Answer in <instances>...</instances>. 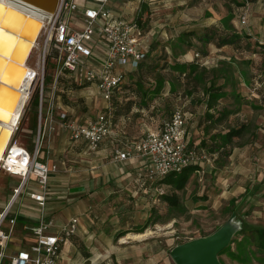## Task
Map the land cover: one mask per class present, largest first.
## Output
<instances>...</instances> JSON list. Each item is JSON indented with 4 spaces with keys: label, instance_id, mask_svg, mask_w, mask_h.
<instances>
[{
    "label": "crops",
    "instance_id": "1",
    "mask_svg": "<svg viewBox=\"0 0 264 264\" xmlns=\"http://www.w3.org/2000/svg\"><path fill=\"white\" fill-rule=\"evenodd\" d=\"M114 1L117 8L110 4L108 7L120 19L132 20L135 16H142L143 21H137L142 27L144 25L141 49L146 51V58L142 64H167L163 70L159 69L162 79L155 78L149 89L142 76L143 66L128 69L127 80L124 78L126 81L115 90L109 102L100 99L93 85L82 86L81 89L88 92L83 95L86 99L95 102L99 99V107L112 112L113 133L90 154L82 150V145L54 144L51 151L48 147L47 153H52L46 156V161L55 165L56 170L48 176L44 210L24 191L11 205L8 217L16 218L14 231L23 232L28 245L32 238L24 226L36 222L42 211L46 219L55 221V227L77 217V232L61 246L57 264H175L163 252L160 241L155 237H144L145 233L141 231L156 209L163 183L137 177V172L145 166L143 157L118 161L114 159L115 150L132 141L136 134H146L148 130L160 127L162 122L156 124V118L149 117V123L144 120L147 116L141 102L156 94L162 100V90L167 91L170 86L165 73H173L174 64L198 67L203 60H218L215 57L229 60L225 63L226 68L233 65L234 77H205L202 79L203 89L193 91L189 96L188 101L195 104L191 110H185L187 141L206 150L209 160L199 165L197 172L202 175L193 174L187 184L202 181L201 186L192 191L201 197L197 198L202 201L199 204L208 207L213 203L210 208L221 204L229 206V220L239 222L240 229L246 224L259 223V216L264 215V80L255 73L258 67L257 61L253 60L264 56V20L259 25L254 19L252 22L248 20L246 27L235 31L241 38L238 42L216 47L197 40L195 34L200 33H185L191 30L201 32L203 27L211 25L232 32L220 20L225 15L211 8H206L212 11L209 18L201 15L198 19L189 17L194 16L195 5L202 3L201 0ZM259 1L254 0V4ZM174 6L178 8L161 15L164 9ZM183 20L192 21L181 26ZM231 22L237 28L236 21ZM195 53L199 54L198 57L194 56ZM243 54L248 55L246 61L240 56ZM233 56L240 59L238 62L243 68L239 69L238 62H232ZM128 82H132L131 85L127 86ZM157 104L156 111H159L161 107ZM62 108L70 119H74L70 117L73 106L65 102ZM134 111L141 112L142 118L132 129L129 114ZM239 127H242L240 134L225 139V133ZM239 138L242 141H237ZM13 187L11 182L8 192V188L0 185V212L7 206ZM36 188L32 180L26 191ZM199 189L202 193L198 192ZM237 208L241 209L240 214ZM3 228L8 230L7 221ZM121 232L124 234L119 235ZM18 248L12 233L6 256L0 264L10 262L12 253Z\"/></svg>",
    "mask_w": 264,
    "mask_h": 264
},
{
    "label": "built area",
    "instance_id": "2",
    "mask_svg": "<svg viewBox=\"0 0 264 264\" xmlns=\"http://www.w3.org/2000/svg\"><path fill=\"white\" fill-rule=\"evenodd\" d=\"M109 2L58 0L55 11L45 14L39 32L44 35L42 71L46 57L49 58L50 51L54 50L55 56L50 58L56 62V78L62 75L79 86L93 85L105 102H109L120 87L127 70L136 69L146 58V51L141 49L142 26L135 19L123 20L115 16L108 7ZM247 8L248 2H245V7L236 9L235 15L242 27L248 24ZM198 55L195 53L194 56ZM38 96L42 103L43 79ZM55 108L57 106L52 99L45 109L46 121L41 132L43 110L40 104L39 129L33 151L20 146V150L14 152L9 143L0 160V170L19 178V183L11 189L7 206L0 212V260L6 256L16 224L15 217H8L11 205L25 191L44 210L48 176L56 166L40 161L38 157L45 133L55 130V115L59 128L66 131L71 140L85 142L90 152L96 151L100 143L113 133V115L109 109L100 110L93 119L79 123L70 119L64 110L56 113ZM135 156L145 160V166L137 172V177L150 181L209 160L206 150L188 143L186 117L179 106L171 110L159 128L116 149L114 159L124 161ZM32 180L37 188L28 192L26 188ZM6 221L8 230L3 228ZM77 226V217H71L64 225L55 227V221L46 219L42 211L36 222L24 226L32 241L26 248L16 249L10 257V264H57L61 246L77 232Z\"/></svg>",
    "mask_w": 264,
    "mask_h": 264
},
{
    "label": "rangeland",
    "instance_id": "3",
    "mask_svg": "<svg viewBox=\"0 0 264 264\" xmlns=\"http://www.w3.org/2000/svg\"><path fill=\"white\" fill-rule=\"evenodd\" d=\"M202 3H198L195 5L194 16H189L192 18L198 19L199 16L209 18L211 17V9L220 15H225L221 20L222 24L227 27L230 31L242 30V26L239 25L236 17V9L245 7V2H249L248 9V20L254 19L258 25L262 23L264 20V0H260L259 3L254 4V0H201ZM200 1V2H201ZM116 1L110 0L109 4L113 8H117ZM122 2V1H120ZM253 2V4L251 3ZM109 5V6H110ZM118 5V2H117ZM211 8L207 10L206 8ZM165 8V7H163ZM178 8V6H174L172 9H164L161 12V15L165 13H170V11H174ZM225 13V14H222ZM160 14V12H159ZM159 14H156L159 15ZM142 16L138 15L134 18L137 21H143ZM146 19H150L149 17ZM231 20H235L237 23V28L232 24ZM192 20H183L181 22V26L190 24ZM141 25V23H139ZM144 27V25H143ZM142 27V28H143ZM43 32L38 34V37L30 50V54L26 60V65L36 71L35 78L30 86L28 93L30 94V99L27 104L23 107L22 113L20 115V119L18 124L13 130L11 135L10 143L17 144L18 146H22L29 151H33L35 140L38 134L39 129V107L41 104L42 107V118H41V132L43 129L44 122L46 121L44 112L46 107L50 104L51 100L55 103L56 113L62 110L63 103L67 102L70 106H73V111L70 112V117L74 118L79 123H84L87 120H91L94 116L100 111L104 110L99 107L101 101L98 102L86 99L84 97V93L87 94L86 90L81 89V85L66 83V80L56 78V62L52 58L46 57L45 59V67L42 71L41 67V53H42V42H43ZM0 49L5 50L3 45H0ZM241 57H245L242 59L246 61L247 54L240 55ZM232 62L240 61L239 58L232 57ZM218 60H210L209 62L202 61L200 62V66L196 67L194 70V74H181L178 72H167L165 73L166 79L169 81L170 86H168L167 91L162 90V100L158 99L157 94L155 96H150L146 100L141 102V107H144L145 117L144 120L146 122H151L150 118H156V124L163 122L170 116L171 110L175 106H179L185 110H191L193 107V101H188L189 96L193 91H201L203 89L202 79L205 77L216 79L223 76L234 77L235 69L230 64L229 68H226V59L223 60V57H215ZM257 61V73L259 78L264 80V56L258 57ZM229 64V63H228ZM239 69L243 68L240 62L237 63ZM38 71V72H37ZM39 75V76H38ZM144 83H146L145 87H149V89L154 85L156 76H153L151 73L144 72L142 74ZM128 75H126L125 79L127 80ZM37 79V80H36ZM43 79V101L40 103L38 90L41 87V82ZM125 80V81H126ZM154 80V81H153ZM37 81V82H36ZM68 81V78H67ZM35 82V85H34ZM132 82H128V85H131ZM34 85V87H33ZM148 89V90H149ZM3 91V92H1ZM4 93V94H3ZM5 93H8L7 95ZM126 93H131L126 92ZM152 93V92H151ZM3 94V95H2ZM133 95V94H131ZM3 96V97H2ZM7 96V97H6ZM0 102H2L5 97H10V93L3 90L0 87ZM53 97V98H52ZM153 97V98H152ZM101 99V98H100ZM2 100V101H1ZM161 108L159 111H156L158 108V104ZM134 107V105H132ZM138 106V104H137ZM153 106V107H151ZM129 112V111H128ZM142 113L139 111H134L129 114L131 120V128L135 129L136 121L139 120ZM150 117V118H149ZM114 118V117H113ZM54 127L51 133H45L43 137V142L41 146V154L38 157L40 161H46L47 148L52 149V145L63 144L68 145L69 147H76L77 145H82L81 148L83 151L91 153L85 142L78 140L73 141L69 138L68 133L61 128L58 127V117L55 115L54 117ZM158 121V122H157ZM151 131V130H148ZM147 131V132H148ZM146 132V133H147ZM145 135L144 133L136 134L132 139H138L141 136ZM237 141H242L239 138ZM82 142V143H81ZM51 153L49 156H51ZM200 173V172H199ZM197 171L193 172L197 177H200L202 173L199 174ZM189 176V177H190ZM16 186L19 183L18 177H11L4 171L0 170V185H3L5 189L8 188V192H10V184ZM2 183V184H1ZM31 183V182H30ZM29 183V184H30ZM202 181L194 180V182L188 185L185 184L182 189H175L171 185H167L163 183L161 189H159V193H163L164 195L174 194L178 198L177 206H170L165 201L160 200L156 201V209L152 211L151 216L147 219L144 224L143 231L145 233L144 237H155L157 241H160L163 252L166 253L169 257V251L172 249L174 245L177 243H182L184 241L200 237L199 235L207 234L211 232L216 226L222 225L231 217L229 206H225L224 204L216 205L215 208H210L211 203L208 207L203 206L199 203L202 201L198 200L201 197H198L192 191L197 190L196 188L200 187ZM195 187V188H194ZM1 192V191H0ZM199 193H202V190H198ZM160 197V196H159ZM198 198V199H197ZM204 203V201H203ZM207 204V203H205ZM214 205V204H213ZM237 213H241V209L237 208ZM238 217V215L236 216ZM161 219L159 223H153V220ZM234 220V219H232ZM259 223L255 224H246L245 229L241 230L239 233H236L230 244L223 250V252L219 255V260L222 264H264V247L260 245L261 241L255 234L256 232L252 230L251 227H262L264 226V215L259 216ZM251 228V229H250ZM255 229V228H254ZM148 232V233H147ZM243 233V234H241ZM14 240L18 242L19 247L26 248L28 246L27 236L22 232H15L13 230ZM10 245V244H9ZM11 250V249H10ZM12 252V251H11ZM13 254V253H12ZM6 259H9L6 257ZM5 264H10V262L5 261Z\"/></svg>",
    "mask_w": 264,
    "mask_h": 264
},
{
    "label": "bare ground",
    "instance_id": "4",
    "mask_svg": "<svg viewBox=\"0 0 264 264\" xmlns=\"http://www.w3.org/2000/svg\"><path fill=\"white\" fill-rule=\"evenodd\" d=\"M20 17L24 21L20 22L18 19ZM43 17L45 18V14L20 0H0V24H3V26L0 25V45L6 47L5 50L0 49V87L10 93L8 98H6L8 93H5L7 96L0 102V129L7 131L3 143L0 140V160L10 143V134L12 135L10 131H13L18 124L22 109L30 99L31 92L28 93V90L37 73L26 65V60L43 27ZM2 19H4L3 22H1ZM20 26L24 27L22 35L18 32ZM31 31L33 34L29 39L30 43L25 48L24 36L26 37V34ZM24 48L25 51H23ZM12 50L16 55H20L19 61L11 58ZM12 82H15V85H12ZM12 147L14 152L20 150L17 144H12Z\"/></svg>",
    "mask_w": 264,
    "mask_h": 264
},
{
    "label": "water",
    "instance_id": "5",
    "mask_svg": "<svg viewBox=\"0 0 264 264\" xmlns=\"http://www.w3.org/2000/svg\"><path fill=\"white\" fill-rule=\"evenodd\" d=\"M20 1L39 10L43 15L52 14L55 11L58 2V0H20ZM18 19L20 22L24 21L23 18L21 17ZM3 20L4 19H2L1 22H3ZM0 25L3 26V24ZM34 27H36V25ZM23 28H24L23 26H20L19 28L18 32L20 33V35H22ZM32 34L33 31L28 32L26 34V37L24 36L23 42L26 43L25 48L27 47V44L30 43L29 39L31 38ZM25 48L23 51H25ZM10 56L16 61H19L20 55H16L14 50L10 52ZM1 78L3 79V76ZM12 85H15V82H12ZM0 133H1L0 138H2L0 140L3 143L5 136L7 135V131L0 129ZM10 133H13V131H10ZM10 138H11V134H10ZM239 230H240V223L230 219L225 223H223L222 225H220L216 230H214L212 233L208 235L193 238L184 241L182 243H177L169 251V255L175 264H222L221 261L219 260V253L230 244L233 236Z\"/></svg>",
    "mask_w": 264,
    "mask_h": 264
},
{
    "label": "trees",
    "instance_id": "6",
    "mask_svg": "<svg viewBox=\"0 0 264 264\" xmlns=\"http://www.w3.org/2000/svg\"><path fill=\"white\" fill-rule=\"evenodd\" d=\"M185 33H189V34L200 33V34H195V37L197 38V40H199L205 44L212 43L216 47H221V46L226 45V44L236 43L241 39L240 36L237 34V32H235V31L228 32V31H226V30H224L218 26H215V25L203 27L201 29V32L191 30V31H187ZM50 53H51L50 57L55 56L54 50H51ZM203 54H206V53L203 52ZM163 59H165V57H163ZM143 61L140 62L139 66L136 69H138L140 66H143L144 72L151 73V74H153V76L157 75L156 79L161 80L162 75H161V71L159 69L163 70L164 68H166L167 64L164 63L162 65H158V64H155L153 62L142 64ZM165 61H166V59H165ZM195 69H196L195 65H191V66L183 65V66H181V65L174 64V66L172 67V70L174 72L176 71V72L181 73V74L184 73V74H189V75L194 74ZM60 78L61 79L64 78V80H66V83H70L72 85L74 84L72 81H69V80L67 81V77H65V76L61 75V76H59V79ZM124 82H125V80L121 83L120 87L124 84ZM241 130H242V127H239L236 129H230L227 133H225V139L229 140V138H231L232 136L240 134ZM199 165L186 166L180 172H177V173L169 172L163 176H160L159 178H156L155 180L158 182H161V183H165L167 185H171L173 188H175L177 190L182 189V188H184L185 184L187 183L189 176L193 172L200 169ZM155 180H153V181H155ZM159 195H160L161 200L165 201L168 205H170V206H177L178 205V198L176 195H174V194L164 195L163 193H159ZM159 222H161V219L153 220V223H159ZM217 228L218 227H215L211 232L204 234V235H208V234L212 233ZM244 229L245 228L243 225L241 230H244ZM241 230H239L237 233H239ZM252 230H254L256 232L255 234L257 235V237L261 241L260 245L262 247H264V227H255V229L252 228ZM141 231H143V228L141 229ZM121 234H124V233L123 232L119 233V235H121ZM241 234H243V233H241ZM223 250L219 253V255L223 252Z\"/></svg>",
    "mask_w": 264,
    "mask_h": 264
}]
</instances>
